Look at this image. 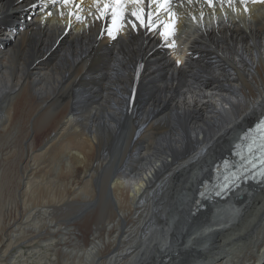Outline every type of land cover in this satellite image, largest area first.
<instances>
[{
	"label": "bare ground",
	"instance_id": "6f19581e",
	"mask_svg": "<svg viewBox=\"0 0 264 264\" xmlns=\"http://www.w3.org/2000/svg\"><path fill=\"white\" fill-rule=\"evenodd\" d=\"M103 7L0 0V142L28 129L0 157L17 174L0 264H264V181L195 195L264 111V0L120 5L116 39ZM140 9L151 27L133 30Z\"/></svg>",
	"mask_w": 264,
	"mask_h": 264
},
{
	"label": "rangeland",
	"instance_id": "374dc122",
	"mask_svg": "<svg viewBox=\"0 0 264 264\" xmlns=\"http://www.w3.org/2000/svg\"><path fill=\"white\" fill-rule=\"evenodd\" d=\"M37 119H40L41 120V118H37ZM39 121V120H38ZM37 121V122H38ZM43 121H44V118H43V120H42V124H43ZM25 130H28V129H25V128H22V129H19V130H17V131H15L14 133H12L13 134V140L10 142V143H7L8 141H9V139H8V141L7 140H5V141H3V142H0V157L1 156H3L6 152H7V150L9 149V148H12V147H14L15 149H16V154H15V156H14V158H13V160L14 161H18L19 160V158H20V156H21V152H22V150H23V147H22V139H23V137H24V134H25ZM38 131V132H40L39 131V129H32V132L33 131ZM141 136H142V139H140L139 140V144H137L136 145V149H140L141 147L143 148V147H145L146 146V140H147V134L146 133H142L141 134ZM44 137V136H43ZM41 139V138H40ZM38 141V140H37ZM37 141H36V143H37ZM41 141H39L38 142V144L40 143ZM68 142H70V141H68ZM71 143V142H70ZM132 143H133V139L131 140V142H130V146L132 145ZM60 145H61V143H59L58 144V146L57 147H55L52 151H54V150H57L58 151V155L60 156V157H65L66 156V154H65V152L63 153L62 151H61V148H60ZM39 146V145H38ZM119 149V148H118ZM64 150H66V149H64ZM226 150V149H225ZM228 151H229V148L227 149ZM120 152H122V150L120 151ZM46 163H48L47 161H52L53 160V157L51 156H49V157H46ZM66 162V161H65ZM50 166H53L52 164H50V163H48ZM3 165H7L6 164V162H4L2 159H0V195H1V197L3 196V195H5V196H7L8 197V199L6 200V198H5V196L4 197H2L1 198V202H4V201H7V202H9V201H11L12 199L10 198V200H9V197L12 195V194H14V192H15V187H17L16 186V180H17V174L15 173L14 174V176H13V174H11V173H9V174H7V176L6 177H3V175H2V168H3ZM66 173V171L64 170L63 171V174H65ZM54 177V178H53ZM63 177V175L61 174V175H57V176H50V177H47V179H43V180H39L40 181V186H42L41 188H43V190H52V189H56V187H58L59 186V180L61 179ZM15 178V179H14ZM52 178V179H51ZM9 182V183H8ZM8 183V184H7ZM7 184V185H6ZM7 186V187H6ZM14 187V188H13ZM6 189H8L9 190V192L6 190ZM262 189H264L263 187H262ZM11 194V195H10ZM258 196L255 198V200L256 201H260L263 197H264V195L262 196V193L260 192V193H258L257 194ZM262 196V197H261ZM243 198H241V199H238L237 201L239 202V201H241ZM244 200V199H243ZM242 200V201H243ZM46 205V204H45ZM44 205V206H45ZM250 207V206H249ZM249 207H248V211H249ZM30 208H32L33 210V213L34 212H37L38 210H40L41 208L43 209V207H41V204H39V205H32ZM251 209V208H250ZM248 211L246 210L245 212L246 213H248ZM37 215V214H36ZM31 216V217H29L28 219H27V222H29V223H33V222H41V219L40 218H38L39 216L37 215V216ZM238 220H240V221H242V216L241 217H239V219ZM25 226V225H24ZM180 231V230H179ZM27 235V232L25 231V229L23 230V233H22V237H25ZM245 236H247V234H245L244 235V237ZM178 254H179V252H178ZM177 254V255H178ZM179 256V255H178Z\"/></svg>",
	"mask_w": 264,
	"mask_h": 264
},
{
	"label": "snow or ice",
	"instance_id": "6c2138e0",
	"mask_svg": "<svg viewBox=\"0 0 264 264\" xmlns=\"http://www.w3.org/2000/svg\"><path fill=\"white\" fill-rule=\"evenodd\" d=\"M58 0H52L53 4H56ZM63 4L67 5L69 4L70 0H62ZM96 3H103L104 7L101 9V13L103 15H107V13L110 11L111 12V24L106 25V34L110 39H116L115 36H113V29L117 24V21L121 19L120 15V5H127V4H132V5H141L145 4L146 2L149 4H155L159 5L161 9H163L164 5L169 4L171 0H95ZM213 0H208L209 5H211ZM247 0H240L241 4H245ZM115 7H112V6ZM37 5H32V7H36ZM49 16L52 15L51 12L48 13ZM170 15V20L168 23H165L162 28L160 29V36L161 38H167L173 28V24L171 22V13ZM131 17L132 19H127L125 17L126 23L130 24L133 30H138V27H151V13L146 12L145 9H140L139 11H133L131 12ZM100 17H98L99 19ZM118 31V29H117ZM179 64V61H177Z\"/></svg>",
	"mask_w": 264,
	"mask_h": 264
},
{
	"label": "water",
	"instance_id": "95a60500",
	"mask_svg": "<svg viewBox=\"0 0 264 264\" xmlns=\"http://www.w3.org/2000/svg\"><path fill=\"white\" fill-rule=\"evenodd\" d=\"M261 181H264V178L261 179ZM242 197H243V195L241 193L236 194V198L241 199Z\"/></svg>",
	"mask_w": 264,
	"mask_h": 264
}]
</instances>
